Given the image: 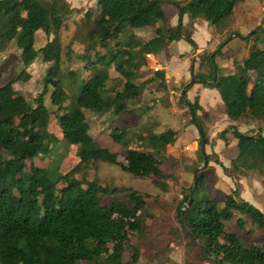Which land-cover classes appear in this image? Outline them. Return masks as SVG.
I'll list each match as a JSON object with an SVG mask.
<instances>
[{"label":"trees","instance_id":"1","mask_svg":"<svg viewBox=\"0 0 264 264\" xmlns=\"http://www.w3.org/2000/svg\"><path fill=\"white\" fill-rule=\"evenodd\" d=\"M242 1L96 0L90 27L85 28L88 20L82 18L75 33L84 46L76 57L78 67L64 73L59 31L74 9L65 0H0V51L13 43L21 67L15 78L0 84V264H137L141 258L176 264L166 255L142 251L157 219L148 203L150 195L102 184L88 175L99 163L116 165L136 178L153 179L157 189L167 192L166 176L160 168L165 159L162 153L173 146L177 132L137 134L139 148H128L133 128L129 118L144 115L128 100L139 97L153 83L165 89V71L151 70L148 56H157L181 40L191 51L197 50L192 27L182 24L184 15L193 14L217 28ZM162 4L177 8L175 29L167 27ZM146 28H153V36L147 40L128 33ZM37 33L53 38L36 48ZM260 42L264 44V38ZM221 50L220 45L198 54V68L204 71L193 74L194 62L190 65L193 84L216 90L228 119L264 122V47L254 43L246 58L233 62L232 69L225 72L215 63L216 57L225 56ZM36 60L48 68L41 91L29 100L13 85L29 79L26 69ZM47 98L55 108L62 141L75 148L77 163L66 172L53 161L46 168L32 166L26 171L27 161L50 156L59 141L48 130ZM180 101L187 105L190 124L206 144L202 119L197 115L202 110L198 101ZM86 113H109L116 118L109 137L126 148L124 164L91 137ZM217 137L237 151L230 171L241 175L255 172L264 189L261 129L241 132L233 125ZM198 153L203 160L200 150ZM204 184V177L197 174L175 207L179 224L175 234L181 238L179 230L185 231L186 256L195 257L188 263L264 264V240L245 244L236 233L224 231V222L237 213L239 230H244L243 217H248L264 232V213L243 200L236 189L222 199L196 198ZM105 198H111L109 204L104 203ZM189 199L192 203L182 211ZM131 236L136 244H130ZM127 249L132 251L129 260L124 259Z\"/></svg>","mask_w":264,"mask_h":264},{"label":"rangeland","instance_id":"2","mask_svg":"<svg viewBox=\"0 0 264 264\" xmlns=\"http://www.w3.org/2000/svg\"><path fill=\"white\" fill-rule=\"evenodd\" d=\"M65 1L74 9V12L66 17L59 31V39L62 47L61 68L64 73L75 70L78 67L79 61L76 60V57L82 53L84 48L83 43L75 39V33L81 27V19L88 20L85 28L90 27L96 13V0ZM244 1L239 2L236 8H234L232 15L224 18L217 28H212L209 47L205 49V51L212 52L221 45L222 49L224 47L226 49H231L233 59H235L233 62H241L254 43H257L259 48L264 47V44L260 42V40L264 38V34L262 33L264 29V0H252L253 2L247 9L242 5ZM247 1L250 2L251 0H246V2ZM246 2L244 5H246ZM161 8L168 18L167 27L175 29L178 19L177 8L168 4H162ZM247 10L248 17L243 18ZM204 21L205 20L201 18H196L193 14L183 16L182 18L183 25H190L192 30L194 29L197 31L193 35V40L199 45L204 44L201 26L205 25L204 27L206 28L207 26L210 27L208 24L206 25ZM227 28L228 30L223 33ZM254 31L256 32L254 33ZM128 33H133L136 37L145 40L153 36V28L131 30ZM237 35L240 37H247L249 40L241 39ZM80 36H83V34L80 33ZM52 38L53 35L46 37L42 33H37L36 48L43 46ZM177 45V53L173 58L169 50L154 57L148 56V63L151 70L155 71L162 69L167 73V75L165 73L166 90L157 88V84L153 83L149 85L139 97L128 100V104H132V106L136 108L138 107V112H144V115L139 118H129L130 123L133 124V128L128 134V148H139V144H135V135L137 134H146L149 132L158 134L168 129L177 132L173 146L167 147L166 151L162 153V155H165V159L162 161L160 168L166 176L164 181L168 185L167 192H161L157 189L152 183L153 179L136 178L122 171L120 167L116 165L99 163L94 169L90 170L88 176L90 179L97 178L102 184L129 187L140 193L150 195L151 199L148 203L149 206L152 207V211H155L157 219L152 223V234L147 237L141 245L142 251L149 250L160 255H166L168 259L176 264H192L188 262L195 261V257L193 255L186 256L185 243L188 242V240L185 237V231L182 229L179 230L178 233L181 238L177 237L175 234V231L179 229V224L175 215V207L179 205L183 192L187 191L194 184V171L200 168L198 174H201L205 180L204 188L196 195V198L202 200L205 198L222 199L233 189H236L239 195H241L237 183L234 181V179H238L241 174L230 171V161L237 154L236 149L232 147L230 142L225 144L224 141L217 137L222 130L233 126H226L225 124L223 118V115L225 116L224 108L218 92L211 88H205L207 90L205 91L204 89L202 90L203 87L200 85L189 84L193 79L189 67L194 62L193 74L201 70L198 68V54L203 50H197L193 54L192 52H188L189 50L187 49L191 47L185 41H181ZM227 52L226 50L225 55ZM18 55L19 52L14 48L13 43L7 44L5 49L0 51V84H4L15 78L21 71L20 64L18 63ZM215 63L221 66L222 59L216 57ZM47 68L48 64H44L40 60L34 61L26 69V74L29 76V79L27 81L15 82L13 85L14 89L31 100L41 91V83ZM202 71L204 70L202 69L200 72ZM222 72H225V69H222ZM170 75L176 77V86L173 85ZM185 85H187L185 101L189 103L198 101L202 109L197 112V115L202 119L206 136L204 151L208 158L205 168L203 167L204 160L200 159L198 153L200 150L201 136L197 128L190 124L191 117L187 105L180 101V93ZM210 91H214L216 96ZM46 105L50 111L48 130L53 133L59 141L57 145L52 148L50 156L39 157L32 161H27L26 171H29L32 166L46 168L53 161V163L58 164L61 172H66L77 163L75 148L69 147L62 141L55 108L50 105L48 98L46 99ZM86 118L90 124L89 134L94 141L116 153L118 162L124 164L126 148L113 142L109 137V132L117 124L116 118L109 113L103 115L86 113ZM234 124H236L234 126H236L239 131L245 132L250 129H258L260 126L264 125V122L241 119L235 121ZM223 162L228 166L227 168L223 166ZM223 168H225L226 171H224ZM250 173L246 175L254 179L260 178L255 172ZM222 175L227 178H223ZM221 178L223 179V184L219 181ZM119 198H122V196H119ZM110 201L111 198H105L104 203L109 204ZM239 216V214L235 213L230 221H225L224 231L226 233H236L245 244L263 241V230L256 227L248 217H243L245 221L244 230L238 229L236 220ZM136 243L137 240L135 237L131 236L130 244ZM131 254V249H127L124 253V259L129 260ZM137 264L170 263H151L146 258H141Z\"/></svg>","mask_w":264,"mask_h":264},{"label":"crops","instance_id":"3","mask_svg":"<svg viewBox=\"0 0 264 264\" xmlns=\"http://www.w3.org/2000/svg\"><path fill=\"white\" fill-rule=\"evenodd\" d=\"M246 2V0L243 2V6L245 7V9H247L248 7H250V4L253 2L252 0L250 1V2H246V5H244V3ZM236 8V7H235ZM247 13H248V10L246 11V14H244L243 15V18H245V17H248V15H247ZM184 16H187V15H184ZM204 23L207 25V23L204 21ZM205 26V25H204ZM204 26H201V31L203 32V43L204 44H198L196 41H195V43H196V45H197V50H199V51H201V50H205V49H207L209 46V43H210V38H211V32H212V28L213 27H208L207 26V28L206 27H204ZM197 27V26H196ZM228 30V28L225 30V31H223V33H225L226 31ZM193 31V33H192V38H193V35L195 34V32H197L196 30H192ZM222 34V33H221ZM237 37V36H236ZM239 38H240V36H238ZM145 40H147V39H145ZM182 41V40H181ZM181 41H179V42H173V43H171L169 46H168V48H167V50H164V51H168L169 50V53H171V56H172V58L176 55V53H177V49H178V43H180ZM187 50H189L188 52H192L193 54L195 53V51H191V48H188ZM196 50V51H197ZM210 50V49H209ZM228 51L227 52V54L223 57V58H221L222 59V63H221V66H219L221 69H225V71L226 70H230V69H232V67H233V61L235 60V59H233V56H232V52H231V49L230 48H223L221 51H222V53H224L225 54V51ZM164 51L163 52H161V54L162 53H164ZM184 51V50H183ZM248 52V51H247ZM248 54V53H247ZM247 54H246V56H247ZM246 56H244V58H246ZM150 57H154V56H150ZM243 58V59H244ZM242 59V60H243ZM165 68V67H164ZM166 70V69H165ZM167 71V70H166ZM166 73V72H165ZM166 75H167V73H166ZM170 77H172L171 78V80H172V83H173V85L174 86H176L177 85V83H176V77L175 76H173V75H170ZM205 90V91H207L205 88H202V90ZM211 92V91H210ZM212 94H214L215 96H216V94H215V92L214 91H212L211 92ZM217 99H218V97H217ZM219 100V99H218ZM205 109V108H204ZM205 110H207V109H205ZM226 116V115H225ZM225 116L223 115V118H224V120H225V124H226V126H231V125H236V124H234V120H230V119H228L227 118V116H226V118H225ZM264 125L263 126H260L259 128L261 129V131H262V135L264 136ZM232 147L234 148V146L232 145ZM236 156V155H235ZM228 160V159H227ZM223 166L224 167H228L224 162H223ZM248 173H250V172H247V173H245V174H243V175H240L239 177H238V179H234V181H236L235 183H237V187L239 188V190H240V193H241V195H240V197L243 199V200H245V201H247L248 203H250V204H252L253 206H255L256 208H258L260 211H262L263 213H264V189H263V187H262V185H261V183H260V181H261V178H259V179H254V178H251V176H247L246 174H248ZM250 174H252V173H250ZM222 177L223 178H227V177H225V176H223L222 175ZM219 181L222 183L223 182V179L221 178V179H219ZM223 184V183H222ZM231 184V183H230Z\"/></svg>","mask_w":264,"mask_h":264},{"label":"water","instance_id":"4","mask_svg":"<svg viewBox=\"0 0 264 264\" xmlns=\"http://www.w3.org/2000/svg\"><path fill=\"white\" fill-rule=\"evenodd\" d=\"M237 36H239V35H237ZM240 38H241V39H245L244 36H241ZM214 78H216V76H215ZM189 84H190V85L193 84V80H191V81L189 82ZM186 88H187V85H185V86L182 88L181 93H180L181 99H182L183 101L186 100V97H185ZM204 147H205V141H204L203 137L201 136L200 151H201V153H202V155H203V160H204V162H203V167L205 168V167L207 166V157H206V155H205ZM199 171H200V168H197V169L194 171V181H195V178H196V176H197V174H198ZM191 203H192V200L189 199L187 205H185L184 207L189 206ZM184 210H185V208L182 209V211H184Z\"/></svg>","mask_w":264,"mask_h":264},{"label":"built area","instance_id":"5","mask_svg":"<svg viewBox=\"0 0 264 264\" xmlns=\"http://www.w3.org/2000/svg\"><path fill=\"white\" fill-rule=\"evenodd\" d=\"M185 207L183 206V208L182 209H184Z\"/></svg>","mask_w":264,"mask_h":264}]
</instances>
